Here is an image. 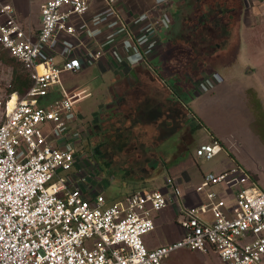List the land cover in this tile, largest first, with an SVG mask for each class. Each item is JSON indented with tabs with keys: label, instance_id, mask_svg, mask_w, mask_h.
Instances as JSON below:
<instances>
[{
	"label": "built area",
	"instance_id": "1",
	"mask_svg": "<svg viewBox=\"0 0 264 264\" xmlns=\"http://www.w3.org/2000/svg\"><path fill=\"white\" fill-rule=\"evenodd\" d=\"M119 1L0 0V44L32 80L23 97L0 96V264H166L182 248L215 252L222 264H264V189L242 163L205 172L191 184L197 197L190 203L172 176L166 190L112 202L92 194L68 132L85 90L69 92L62 74L79 73L107 52L122 61L131 46L145 54L149 35L170 17L166 4L130 14ZM253 1L264 13V0ZM213 79L210 87L220 80ZM224 150L216 139L195 155L211 160ZM172 205L181 236L150 247L145 236Z\"/></svg>",
	"mask_w": 264,
	"mask_h": 264
},
{
	"label": "rangeland",
	"instance_id": "2",
	"mask_svg": "<svg viewBox=\"0 0 264 264\" xmlns=\"http://www.w3.org/2000/svg\"><path fill=\"white\" fill-rule=\"evenodd\" d=\"M139 1L144 2H141L142 9L140 10L153 3L166 4L158 0ZM211 1L212 3H207L206 0L200 2L201 5L206 4L205 12L208 18L196 12L198 0H173L171 4L173 11L176 10L174 16L177 17V19L175 17L177 33H182L190 45L186 59H190L191 63L198 61L200 65L199 70H194L193 74L200 79L210 74L220 79L209 90L203 88L200 91L197 88L199 85L190 83L188 94L182 93L183 98L185 97L184 101L186 102V97H189L190 103L187 108L183 109L184 114H181L183 120L185 116L189 121L182 132V146L180 147L181 151L187 145L189 149L185 151L186 155L182 159L177 158L175 161L172 158L175 147L179 143L176 139L178 136L176 132L181 127L178 123L181 117L176 112V108L168 112V108L160 107L155 112L161 138L157 141L158 147L155 141L152 142L154 147L152 149L161 156H157V160H154L157 166L156 177L146 180L144 186L135 177L138 174L135 169L142 164L139 161L143 159L141 155L125 156L124 160H130L131 163L128 167L123 166V163L115 158L114 153H119L124 143L115 140L113 133L104 136L103 141L102 131L97 128L99 134L97 139L85 135L87 126L85 128L81 126L82 128L78 130V135L83 134L82 139L86 143V147L81 148L83 152L80 150L81 146L76 144L74 147L76 152L80 151L78 156L82 157L79 160L82 174L88 176V183L96 184L93 183V190L103 193L108 202L119 199L126 193H131V188L134 187L138 189L155 185L165 187L168 176L181 175L182 178L186 176L188 179L186 181L191 185L195 180L201 181L199 177L202 171H219L232 164V160L242 163L256 176L264 189V13L253 0ZM26 5L27 3H24V6ZM38 5L36 2L31 6L36 8ZM230 7L235 8L233 12L235 20L228 19L230 24L226 26L217 20L219 19L217 16L221 8L229 9ZM209 15H211L210 18ZM167 17L170 21V17L168 15ZM198 17H202L205 23L199 24ZM34 19L36 20V16ZM221 25L226 27H220ZM233 32H235V37L225 41L224 35H231ZM224 45L226 48L217 54L219 51L217 47L222 48ZM177 57V60H181V56ZM165 62H167V56L165 60L160 59V62L155 63H162V66L167 67ZM192 67L195 66L192 65ZM12 74L13 67L0 62V96L11 94L9 88ZM62 81L63 86L71 93L78 89L85 90V96L76 104L77 111L80 110L78 116L81 117L78 122L90 121L94 114L104 112L101 109V99L104 91L109 89L108 75L101 77L97 69L90 68L79 73L65 72L62 74ZM170 82L174 85L173 81ZM119 112L121 115L122 111ZM163 115H166V118ZM147 116V119L141 116V121L153 118L149 114ZM168 118H171L174 124H170ZM46 129L49 130V127L46 126ZM216 139L224 144L232 158L224 154L211 160L195 158L194 151L199 144L211 143ZM100 145L102 147L106 145L103 153L97 152ZM107 157L109 160H105ZM171 159L174 163L169 165ZM180 161L183 163L175 167ZM160 162H167L168 168L167 166L161 167ZM100 182L104 186H101ZM163 217L164 222L161 227H157L145 236L147 243L151 246L160 244L162 239H175L181 233L177 230L175 211L172 207H167L163 211ZM166 264H222V262L215 252L203 253L190 248H182L170 254L166 258Z\"/></svg>",
	"mask_w": 264,
	"mask_h": 264
},
{
	"label": "crops",
	"instance_id": "3",
	"mask_svg": "<svg viewBox=\"0 0 264 264\" xmlns=\"http://www.w3.org/2000/svg\"><path fill=\"white\" fill-rule=\"evenodd\" d=\"M158 1L166 3V5L168 6L169 15H171V13L173 14V23L170 24L171 26L167 28V25H157V30L155 31V33H151V35H149L148 37V40L150 41L147 43L150 44H147V46L149 45L150 47L148 48V51H146L145 54H142L136 47L131 46L122 49V54L124 57L122 61L115 59L114 56L107 52L94 65L86 67L84 70L90 68L97 69L101 77L108 75L109 89L104 91L101 99V109L104 110V112L94 114L91 117L90 121L88 120L85 122H78L81 120V117L78 116V118H76V120L70 125V129H68L69 137L72 138V140L75 142V145H79V142L83 138V134L82 136L81 134L78 135V130L82 128L81 126H83L84 128L86 126L88 127L86 130L87 132H85V135H87L89 138L95 137V139H97L99 137L97 130L102 131L101 136L103 135V141L104 136H108L110 133H113L115 140L124 143L122 149L119 151V153H117L118 155L114 153L116 155L115 158L119 160V162L123 163V166L125 165L126 167H128V164L131 163L130 160H124L126 158L125 156H137L139 154L143 157V159L141 158L139 160L142 164L139 165L138 168H134L138 173L135 177L139 180V182H141L142 186L145 185L146 180L156 177L155 170L157 169V166L154 163V160L157 156H161L158 155L157 152H153L152 149V142L155 141V144L157 146V141L161 138L160 130H158L157 128L158 121L156 120L155 112L160 107L168 108V112L176 108V112L179 113L181 117V114H184L183 109L187 108L188 105H190L189 97H186L187 101L185 102V97L183 98L182 96L183 92H186L188 94L189 88L184 81H180L182 80V75H180L179 73V71H181V66L177 65L179 62H182L184 59H186V56L189 53V51L182 52L180 50V46L183 44V42L186 41V39H184L182 33H177L175 20L176 16H174V14H176V10L173 11V7L171 8L173 0ZM141 2L142 1L139 0H120L119 4L122 8L126 9L131 14L135 11H141L140 9H142V3H144ZM35 13L36 15L34 16H36V20H39L40 11L38 7H34L33 14ZM219 53L220 50L217 54ZM178 55L181 56V60H177ZM165 56H167V62H165L167 67L162 66V63H155L158 61L160 62V59L165 60ZM172 64H174V68L171 67ZM170 81H173L174 85H172ZM218 86H220V84ZM209 88L211 87L209 86L204 90H209ZM204 93L206 92L204 91ZM202 94L203 93H201V95ZM57 97L58 94L53 93L46 97L44 100H42V102L47 103L48 101H51L52 99ZM79 111L80 110L78 109V112ZM119 111H122L121 115ZM147 114H149V116L153 118H150L146 121H141V116H143L144 119L148 118ZM163 117L166 118V115H163ZM184 118L185 120H183V118L181 117L182 120L180 119V122L178 121L179 126L181 125V127H179L176 132L178 135L176 139L179 141V143L175 147V150L172 155V158H174L175 161L177 160V158L182 159L183 156L186 155L185 151H188L189 149L188 145L182 151L180 148L182 146V132L185 130L187 124L189 123L188 118L186 119L185 116ZM168 119L170 120V124H174L171 118ZM83 123H85V125H82ZM201 144H199V146ZM106 145H104V147L100 145L99 148H97V152L103 153L104 148H106ZM224 148V152L220 154H224L232 158L231 155L228 153V149L225 146ZM79 154L80 153L77 152V155ZM85 155L87 156V153ZM194 156L196 159H202L195 155V151ZM106 159L109 160L108 157L105 158V160ZM172 163H174L173 159H171L169 165H172ZM180 163L182 164L183 162L180 161L175 167H177ZM159 164L161 165V167L167 166L168 168L169 166L167 162H160ZM232 164L227 165V167L231 166ZM186 171L188 172V170ZM204 173L205 172L202 171L201 176L199 177L200 179L202 178V174ZM152 174L153 176L151 177ZM173 177L183 188L185 198L187 199L188 203H190L192 199L197 197V195L192 191L189 182L186 181L188 180L186 176L184 178H182L181 175ZM197 181L198 180H195L193 181V183ZM93 183H88L90 189L92 190V194H103L101 192L93 190ZM101 186H104V184L101 183ZM131 189L132 192L138 190L144 191L152 189L166 190V186L162 187L161 185H155L154 187H143L141 189H138V187H134ZM169 207H172L175 211V221L177 222L179 206L172 205ZM163 211L156 215L157 227H161V224L164 222ZM177 230H180L178 225ZM180 236L181 233L179 234V237ZM179 237H176L175 239H178ZM175 239H162V242L160 244H156L153 246L149 244L148 245L150 247H156L161 244L172 242Z\"/></svg>",
	"mask_w": 264,
	"mask_h": 264
},
{
	"label": "flooded vegetation",
	"instance_id": "4",
	"mask_svg": "<svg viewBox=\"0 0 264 264\" xmlns=\"http://www.w3.org/2000/svg\"><path fill=\"white\" fill-rule=\"evenodd\" d=\"M200 2H201V0H198V3H197V6H196V12H198V14H200V15H203V16H205L206 18H208V16H207V14H206V12H205V8H206V4L204 5V4H200ZM206 2L208 3V2H210V3H212V1L211 0H206ZM204 6V7H203ZM233 12H235V8L234 7H230L229 9H225V8H221V10H220V13H219V15L217 16L219 19H217L220 23H222L223 25L225 24L226 26H228L229 24H230V22L229 21H227L228 19H234L235 20V18L233 17V15H235V13H233ZM209 13V12H208ZM214 13V12H213ZM173 14L171 13V15H170V21L167 23V28H169L171 25L170 24H172L173 23ZM211 17V15H209V18ZM198 23L199 24H203V23H205V22H203V18L202 17H198ZM223 25H221L220 27H226V26H223ZM200 26V25H199ZM226 29V28H225ZM167 30V29H166ZM223 31L224 32H226L224 29H223ZM234 34H235V32H233V34H231V35H228V34H226V35H224V40L226 41L227 39H231L232 37H235L234 36ZM220 45V44H219ZM218 48H219V50L221 51V50H224L226 47H225V45L224 46H222V48L220 47V46H218ZM216 57V56H215ZM214 57V58H215ZM198 61H196V62H192L191 63V60L190 59H184L182 62H179L177 65H180L181 66V71H179V73H180V75H182V82L184 81L185 82V84L187 85V86H189V84L191 83V85L192 84H195V85H199V87H197L198 89H200V91L204 88H207V87H209V85L212 83V82H214V79H212L213 78V74H210L209 76L207 75V76H205L204 78H202V79H200V78H198L197 76H195L193 73H194V70L196 71V70H199V64L197 63ZM183 65V66H182ZM192 65L193 66H195V67H192ZM197 67H198V69H197ZM183 69V70H182ZM191 87V86H190ZM189 87V88H190ZM83 140V139H82ZM82 142H84V141H80L79 142V147H80V150L82 151V147H86V143L84 142L83 144H82ZM83 152V151H82ZM78 153H80V151H78Z\"/></svg>",
	"mask_w": 264,
	"mask_h": 264
},
{
	"label": "trees",
	"instance_id": "5",
	"mask_svg": "<svg viewBox=\"0 0 264 264\" xmlns=\"http://www.w3.org/2000/svg\"><path fill=\"white\" fill-rule=\"evenodd\" d=\"M190 45L188 41L183 42L180 50L189 51ZM0 62L11 65L13 67V74L10 81L9 92H18L23 97L32 85L29 72L25 69L23 64L17 60L11 53L0 44ZM197 127H199L197 125Z\"/></svg>",
	"mask_w": 264,
	"mask_h": 264
},
{
	"label": "bare ground",
	"instance_id": "6",
	"mask_svg": "<svg viewBox=\"0 0 264 264\" xmlns=\"http://www.w3.org/2000/svg\"><path fill=\"white\" fill-rule=\"evenodd\" d=\"M16 100H17V96L15 95L12 101L10 102V106H13L16 103Z\"/></svg>",
	"mask_w": 264,
	"mask_h": 264
}]
</instances>
